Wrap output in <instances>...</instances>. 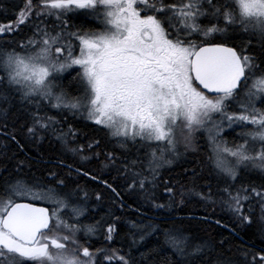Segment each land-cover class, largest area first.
<instances>
[{"label": "snow or ice", "instance_id": "snow-or-ice-1", "mask_svg": "<svg viewBox=\"0 0 264 264\" xmlns=\"http://www.w3.org/2000/svg\"><path fill=\"white\" fill-rule=\"evenodd\" d=\"M13 16L0 25V40L19 37L0 42V119L14 116L19 132L8 135L21 152L50 137L54 151L82 161L103 155L105 167L122 173L130 198L142 194L143 202L164 210L183 204L185 193L165 182L168 203H156L159 171L184 155L181 146L195 150L199 133L216 190L208 184L207 193L196 195L218 203L240 226H251L256 208L264 223V183L237 186L249 171L264 180V0H24ZM74 16H90L96 26L70 23ZM237 36L247 39L236 44ZM52 110L60 119L48 115ZM69 116L90 122L126 155L95 151L102 148L98 139L79 144L77 130L64 128ZM226 127L242 128L241 142L225 139ZM55 166L96 180L59 158ZM46 172L36 176L31 165L17 161L14 175L0 176V264H148L158 253L137 260L132 250L157 231L175 264H264V254L247 249H238L239 259L225 255L232 249L223 239L194 243L188 229L161 230L143 220L128 224L126 255L85 246L98 231L114 242L120 217L111 212L103 223H85L89 193L70 188L68 174ZM101 183L115 209L127 206L112 184ZM102 199L95 193L97 202Z\"/></svg>", "mask_w": 264, "mask_h": 264}, {"label": "trees", "instance_id": "trees-1", "mask_svg": "<svg viewBox=\"0 0 264 264\" xmlns=\"http://www.w3.org/2000/svg\"><path fill=\"white\" fill-rule=\"evenodd\" d=\"M23 3L24 0H0V25L7 24L15 19L13 13H18ZM70 22L77 25L88 23L89 27L96 26V21H94L92 17L76 18L74 16ZM13 39H19V37H14L12 35L4 36L0 42H11ZM246 39L247 38L244 36H237L234 43L239 44ZM72 75L75 74L72 73ZM48 115L56 116L57 119H60V116L55 110L49 111ZM68 124H71L79 133L76 138L79 144L86 145L89 139H98L101 141L102 148L95 149V151L114 152L120 157L126 155L116 147L115 142L111 141L104 132L91 127L90 122L85 121L82 117L72 119L71 116H69L67 122L64 124L65 130H67ZM5 125H7V127H4ZM16 132H19V128L15 125L14 116H10L8 119H0V133H3L0 134V176L9 177L14 175L17 161H24L26 165H31L32 171L36 176L46 175V169L51 168L57 172L68 174L69 178L67 183L70 188L74 189L79 186L89 193V218L84 221L85 223L103 221L111 212H115V214L120 217V236L116 237L115 241L121 245V248L116 247L112 242L102 243L100 238H92L91 240L93 243L88 244L93 247L95 246L94 248L103 245V247L108 249H116L117 251L120 249L121 255H126L129 251V247L127 243H125L124 238L128 233V224L130 221H135L139 224L140 221L143 220L144 224L152 223L157 225L161 230H167L172 225L188 229L185 235L194 238V243L204 241L216 242L223 239L226 241L225 249H232L231 252H225V255L233 259H239L238 249H247L250 255L256 254L259 256L264 254L262 253V250H264V223L258 218V208H256V212L253 214V223L251 226H240L234 220L233 216L227 210H223L218 203L209 204L196 195V193H207L208 188L206 185L208 184L213 185V192L216 190V181L209 178L212 173L206 160L207 150L204 143H202L204 141L203 138L199 139L200 145L196 146L195 150H187L188 154L186 158L180 160L173 168L166 169L159 174L157 186L154 191L156 203H168L169 198L164 191L165 182H168L169 185H175L177 189H180L182 186L185 193L183 204L177 203L171 208L159 210L152 208L149 203L143 202L142 194L135 198V200L130 198L123 187L124 181L121 179L122 173L117 172L112 166L105 167L104 165L107 162L103 155L98 159L93 158L90 161H82L79 156L73 157L71 153H66L63 150L54 151L52 145L55 142L52 141L50 143V137L43 142L25 144V140L21 138V135H17L16 139L19 140L20 143L25 144V150L21 152L16 144L9 139L8 134ZM232 133L234 132H228L227 136L229 135L231 138ZM71 146L75 147L76 144H72ZM134 151L135 149H131V152ZM131 152L127 155L129 158H135L131 155ZM82 155L91 156L92 153L85 151ZM139 155L143 156V153H139ZM56 158L63 160L64 163L71 165L73 168H80L82 171L90 173V176L96 177V179L101 181L107 180L120 193L127 206L122 210L115 209L113 206V194L103 183L92 180L88 176L77 175L74 172L69 174V169L67 168H57L55 166ZM49 161L52 162L49 163ZM116 164L119 167L121 161L117 160ZM5 169L7 171H5ZM193 169L196 170V176L192 175ZM28 171V167H25L24 172L27 174ZM241 183L259 186L264 183V180H261L258 172L249 171L244 175L243 180H238L237 186ZM95 193H100L102 195L103 199L100 202L95 200ZM213 199H216V197L214 196ZM179 200L180 197L178 196L177 201ZM137 208L144 214L143 216L137 214L135 211ZM205 216H207L210 221L219 220L220 225H226L227 227H222L215 223H205L201 219ZM230 229L233 231H230ZM86 245L87 243H85V246ZM144 246H146L145 249ZM220 251L224 250L217 248V252ZM151 252H156L158 255H154L152 259L149 260V264H164L165 258H167V264H175L176 257L173 255L172 251L168 249V246L164 244L162 231H157L148 235L141 246H135L132 250V255L139 260L141 253L147 256ZM115 263L116 261L114 260L113 264Z\"/></svg>", "mask_w": 264, "mask_h": 264}, {"label": "rangeland", "instance_id": "rangeland-1", "mask_svg": "<svg viewBox=\"0 0 264 264\" xmlns=\"http://www.w3.org/2000/svg\"><path fill=\"white\" fill-rule=\"evenodd\" d=\"M11 1H16V0H11ZM89 17H90V16H89ZM69 22H70V21H69ZM202 22H203V23H207V21H202ZM70 23H71V22H70ZM64 75H65V76H68L67 73H65ZM216 118L218 119V117H216ZM231 131H233L234 133H232L231 138H230L229 135L227 136V133H228V132H231ZM241 131H243V129L240 128V127H234L233 129H229V128L226 127V130H225V132H224V138L227 139L228 141H236L237 143H239V142H241L240 139H239V133H240ZM200 138H203V137H202L199 133H197L196 141H195V147L198 146V145H200V142H199V139H200ZM235 138H236V139H235ZM203 139H204V138H203ZM233 139H235V140H233ZM202 143H204V141H203ZM192 150H193V149H191V148L188 149V151H192ZM199 150H200V149H199ZM180 151H181L182 153H184V155H183L179 160L174 161L172 165H164V166L160 169L159 174H160L161 172H163L164 170H166V169L173 168L174 166H176V164H177L180 160L186 158V156H187L188 153H187V152H184V148H183V146L180 147ZM96 222H97V221H96ZM96 222H92V223H89V224H94V223H96ZM101 222L103 223L102 220H101ZM147 224H149V223H147ZM147 224H145V225H147ZM92 238H100L101 241H102V243L105 242L102 231H98V232L96 233V235H95L94 237H92ZM92 238H91V239H92ZM115 238H116V237H115ZM115 238H114V242H112V244H115V246L119 248L121 245H120L118 242L116 243ZM91 239L88 240V241L86 242V243H87L86 246H89V245H90V244H88V243H93V241H92ZM81 243H85V241L82 239ZM139 246H141V245H138V246H136V247H139ZM94 247H95V246H94ZM145 247H146V246H144V249H145ZM96 248H105V247H103V245H100V246H97ZM118 254L121 255V252H118ZM116 263H117V262H116ZM116 263H115V264H116ZM148 264H149V262H148Z\"/></svg>", "mask_w": 264, "mask_h": 264}, {"label": "flooded vegetation", "instance_id": "flooded-vegetation-1", "mask_svg": "<svg viewBox=\"0 0 264 264\" xmlns=\"http://www.w3.org/2000/svg\"><path fill=\"white\" fill-rule=\"evenodd\" d=\"M172 0H168V2H171ZM203 21H205V20H203ZM118 227V229H119V225L117 226Z\"/></svg>", "mask_w": 264, "mask_h": 264}, {"label": "water", "instance_id": "water-1", "mask_svg": "<svg viewBox=\"0 0 264 264\" xmlns=\"http://www.w3.org/2000/svg\"><path fill=\"white\" fill-rule=\"evenodd\" d=\"M43 206H47V205H43Z\"/></svg>", "mask_w": 264, "mask_h": 264}]
</instances>
